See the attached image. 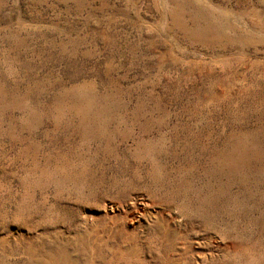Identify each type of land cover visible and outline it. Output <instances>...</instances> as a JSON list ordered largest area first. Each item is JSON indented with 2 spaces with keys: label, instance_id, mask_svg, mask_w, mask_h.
Instances as JSON below:
<instances>
[{
  "label": "rangeland",
  "instance_id": "1",
  "mask_svg": "<svg viewBox=\"0 0 264 264\" xmlns=\"http://www.w3.org/2000/svg\"><path fill=\"white\" fill-rule=\"evenodd\" d=\"M0 264H264V0H0Z\"/></svg>",
  "mask_w": 264,
  "mask_h": 264
}]
</instances>
